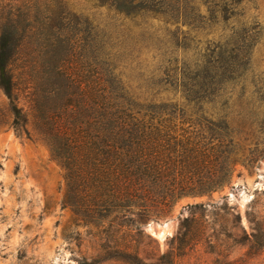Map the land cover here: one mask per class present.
<instances>
[{
	"label": "trees",
	"instance_id": "trees-1",
	"mask_svg": "<svg viewBox=\"0 0 264 264\" xmlns=\"http://www.w3.org/2000/svg\"><path fill=\"white\" fill-rule=\"evenodd\" d=\"M89 1L125 17L161 14L188 26L207 20L222 31L235 19L234 0ZM71 2L0 0V89L15 125L26 123L13 64L41 61L51 80L47 103L37 106L39 136L65 169L75 211L115 213L137 225L158 220L179 198L229 184L235 161L254 166L264 158V86L248 80L251 36L236 42L233 30L205 41L189 64L174 58L169 83L179 98L138 97L116 75L109 43ZM87 40L88 78L70 66Z\"/></svg>",
	"mask_w": 264,
	"mask_h": 264
},
{
	"label": "rangeland",
	"instance_id": "rangeland-1",
	"mask_svg": "<svg viewBox=\"0 0 264 264\" xmlns=\"http://www.w3.org/2000/svg\"><path fill=\"white\" fill-rule=\"evenodd\" d=\"M234 1L235 19L223 31L207 20L188 26L161 14L125 17L89 0L71 3L109 43L115 73L131 94L179 98L169 83L174 58L189 64L205 41L233 30L236 42L251 36L248 80L264 86V0ZM71 59L90 77L88 40ZM39 63L13 64L23 125H15L0 89V264H264V158L254 166L235 161L229 184L179 198L158 220L137 225L115 213L89 218L75 211L65 169L39 136L37 106L47 103L51 80Z\"/></svg>",
	"mask_w": 264,
	"mask_h": 264
}]
</instances>
